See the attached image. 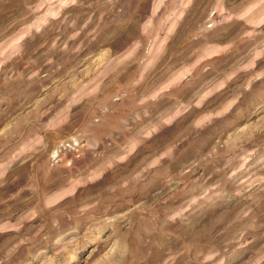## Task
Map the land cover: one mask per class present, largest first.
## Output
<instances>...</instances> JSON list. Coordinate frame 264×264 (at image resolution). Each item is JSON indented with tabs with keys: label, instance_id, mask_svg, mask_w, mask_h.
<instances>
[{
	"label": "rangeland",
	"instance_id": "rangeland-1",
	"mask_svg": "<svg viewBox=\"0 0 264 264\" xmlns=\"http://www.w3.org/2000/svg\"><path fill=\"white\" fill-rule=\"evenodd\" d=\"M0 264H264V0H0Z\"/></svg>",
	"mask_w": 264,
	"mask_h": 264
},
{
	"label": "built area",
	"instance_id": "built-area-1",
	"mask_svg": "<svg viewBox=\"0 0 264 264\" xmlns=\"http://www.w3.org/2000/svg\"><path fill=\"white\" fill-rule=\"evenodd\" d=\"M68 147H70V145L67 144H61L60 146H58L57 149L55 150V153L52 156V160L57 161L60 158L62 151Z\"/></svg>",
	"mask_w": 264,
	"mask_h": 264
}]
</instances>
